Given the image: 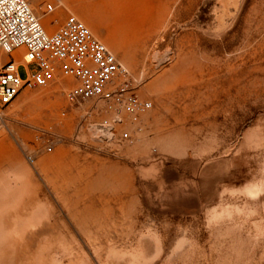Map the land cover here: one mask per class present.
<instances>
[{
  "label": "rangeland",
  "instance_id": "1",
  "mask_svg": "<svg viewBox=\"0 0 264 264\" xmlns=\"http://www.w3.org/2000/svg\"><path fill=\"white\" fill-rule=\"evenodd\" d=\"M61 1L45 31L74 14L152 108L115 145L87 130L101 103L67 100L70 77L15 98L0 264H264V0Z\"/></svg>",
  "mask_w": 264,
  "mask_h": 264
},
{
  "label": "built area",
  "instance_id": "2",
  "mask_svg": "<svg viewBox=\"0 0 264 264\" xmlns=\"http://www.w3.org/2000/svg\"><path fill=\"white\" fill-rule=\"evenodd\" d=\"M61 6V0H51L43 13L36 15L29 0H0V51L11 55L0 65V132L15 98L26 89L48 86L59 73L75 81L66 90L68 101L101 103L97 108L102 117L87 125L97 141L115 145L132 142L143 132L142 115L152 103L136 95L133 85L138 79L74 14H68L53 33L45 31L41 17ZM20 47V58L11 54ZM19 60L36 68L20 76Z\"/></svg>",
  "mask_w": 264,
  "mask_h": 264
},
{
  "label": "crops",
  "instance_id": "3",
  "mask_svg": "<svg viewBox=\"0 0 264 264\" xmlns=\"http://www.w3.org/2000/svg\"><path fill=\"white\" fill-rule=\"evenodd\" d=\"M16 50L18 51V53H16L15 56L20 57V52H22V51H21V50H18V49H16ZM22 64H23V63H22L21 61L18 62V69H19V67H20Z\"/></svg>",
  "mask_w": 264,
  "mask_h": 264
},
{
  "label": "bare ground",
  "instance_id": "4",
  "mask_svg": "<svg viewBox=\"0 0 264 264\" xmlns=\"http://www.w3.org/2000/svg\"><path fill=\"white\" fill-rule=\"evenodd\" d=\"M18 50H23V48L22 47H20V48H18ZM0 53H2V51H0ZM23 62V61H22Z\"/></svg>",
  "mask_w": 264,
  "mask_h": 264
}]
</instances>
